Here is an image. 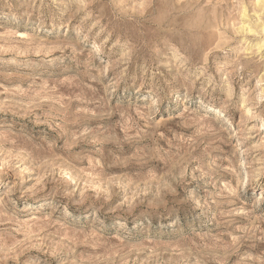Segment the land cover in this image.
<instances>
[{
    "label": "rangeland",
    "instance_id": "1",
    "mask_svg": "<svg viewBox=\"0 0 264 264\" xmlns=\"http://www.w3.org/2000/svg\"><path fill=\"white\" fill-rule=\"evenodd\" d=\"M264 0H0V264H264Z\"/></svg>",
    "mask_w": 264,
    "mask_h": 264
},
{
    "label": "bare ground",
    "instance_id": "2",
    "mask_svg": "<svg viewBox=\"0 0 264 264\" xmlns=\"http://www.w3.org/2000/svg\"><path fill=\"white\" fill-rule=\"evenodd\" d=\"M262 9H264V8H262ZM264 11V10H263Z\"/></svg>",
    "mask_w": 264,
    "mask_h": 264
}]
</instances>
